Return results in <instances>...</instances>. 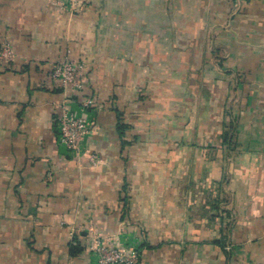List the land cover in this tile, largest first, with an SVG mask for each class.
Here are the masks:
<instances>
[{
	"label": "crops",
	"instance_id": "crops-1",
	"mask_svg": "<svg viewBox=\"0 0 264 264\" xmlns=\"http://www.w3.org/2000/svg\"><path fill=\"white\" fill-rule=\"evenodd\" d=\"M4 42L0 264H96L95 235L140 264H264V0H0ZM68 97L93 100L74 153Z\"/></svg>",
	"mask_w": 264,
	"mask_h": 264
},
{
	"label": "built area",
	"instance_id": "built-area-1",
	"mask_svg": "<svg viewBox=\"0 0 264 264\" xmlns=\"http://www.w3.org/2000/svg\"><path fill=\"white\" fill-rule=\"evenodd\" d=\"M14 57L10 43L4 42L1 46L0 58L13 60ZM84 72L85 64L82 60L67 59L54 65L52 75L68 89L72 85H77ZM69 98L62 104L56 128L60 144L74 153L80 151L82 140L92 132L93 124L86 116V109L91 106L93 100H87L76 108L72 107ZM90 230L93 232V228ZM91 250L95 254L96 264H140L141 262L140 248L121 244L117 238L110 235H95Z\"/></svg>",
	"mask_w": 264,
	"mask_h": 264
}]
</instances>
